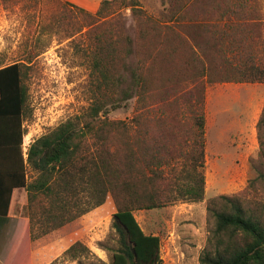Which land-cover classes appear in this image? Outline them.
Listing matches in <instances>:
<instances>
[{
  "label": "trees",
  "instance_id": "16d2710c",
  "mask_svg": "<svg viewBox=\"0 0 264 264\" xmlns=\"http://www.w3.org/2000/svg\"><path fill=\"white\" fill-rule=\"evenodd\" d=\"M118 1L103 0L94 14L66 4L102 18ZM130 5L142 17L138 0ZM162 25L160 18L142 25L136 52L132 38L123 33L99 36L91 60L95 89L90 106L36 138L27 156L22 147L26 65L0 67V224L7 219L14 189L24 188L30 235L21 228L23 236L15 237L28 241L21 264H49L60 250L73 259L83 256L90 249L81 236L109 214L118 233L111 264H161L160 236L146 233L134 210L204 199L205 87L264 81V67L257 53L232 44L231 33L226 50L223 34L220 39L213 31L199 32L198 25L190 33L196 50L181 58L174 36ZM180 42L186 48L187 40ZM130 107L129 117H109L113 110ZM259 126L264 127V113ZM259 160L264 165L263 138ZM255 181L264 184V170ZM208 212L214 227L200 264H264L262 206L220 195L208 201Z\"/></svg>",
  "mask_w": 264,
  "mask_h": 264
},
{
  "label": "rangeland",
  "instance_id": "374dc122",
  "mask_svg": "<svg viewBox=\"0 0 264 264\" xmlns=\"http://www.w3.org/2000/svg\"><path fill=\"white\" fill-rule=\"evenodd\" d=\"M102 1L0 0V67L13 62L26 65L25 125L30 139L81 115L90 106L95 89L91 60L97 38L123 33L132 38L136 52L139 31L149 18L161 19L164 32L174 36L179 45L181 58L196 50L190 33L198 25L199 32L213 31L220 39L223 34L226 50L231 45L226 34L231 33L232 44L257 53L264 67V0H138L142 17L133 12L131 0H119L102 18L89 17L66 4L94 14ZM180 39L187 40L186 48ZM198 54L196 64L200 65ZM136 59L134 53L131 61ZM204 96V199L134 210L144 231L160 236L161 264H200L214 227L208 212L211 198L238 196L248 207L264 208V184L255 181L258 171L264 170L259 160L260 140L264 139V127L259 126L264 113V81L212 83L205 87ZM131 111V107L113 110L109 117L124 119ZM29 177L32 179L30 171ZM253 183L255 187H251ZM24 192V204L18 199L11 217L0 226V264H21L25 255L28 241L15 240L22 229L30 235L28 195ZM113 221L112 214L106 215L81 236L90 252L73 259L60 250L49 264H111L118 247Z\"/></svg>",
  "mask_w": 264,
  "mask_h": 264
},
{
  "label": "crops",
  "instance_id": "0c3cea01",
  "mask_svg": "<svg viewBox=\"0 0 264 264\" xmlns=\"http://www.w3.org/2000/svg\"><path fill=\"white\" fill-rule=\"evenodd\" d=\"M23 125L26 128L25 121H24ZM29 136L30 135L27 134V131H26V133L24 134V137H23V145H22L25 156H27L26 152L28 150L29 145L35 140V139H33V140L30 139ZM24 191H25L24 188H15L14 189L13 195H12V200H11V205L9 208V214L7 215V218L11 217L12 207L18 199H21V202H23V204H24V202H25V192ZM2 224H4V222ZM2 224H0V226H2Z\"/></svg>",
  "mask_w": 264,
  "mask_h": 264
}]
</instances>
